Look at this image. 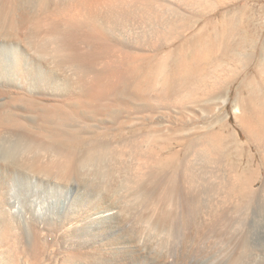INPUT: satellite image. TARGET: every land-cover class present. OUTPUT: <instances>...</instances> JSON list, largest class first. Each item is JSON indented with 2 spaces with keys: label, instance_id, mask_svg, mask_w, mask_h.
<instances>
[{
  "label": "bare ground",
  "instance_id": "6f19581e",
  "mask_svg": "<svg viewBox=\"0 0 264 264\" xmlns=\"http://www.w3.org/2000/svg\"><path fill=\"white\" fill-rule=\"evenodd\" d=\"M234 1L0 0V264H264V46L246 2L208 17Z\"/></svg>",
  "mask_w": 264,
  "mask_h": 264
},
{
  "label": "rangeland",
  "instance_id": "374dc122",
  "mask_svg": "<svg viewBox=\"0 0 264 264\" xmlns=\"http://www.w3.org/2000/svg\"><path fill=\"white\" fill-rule=\"evenodd\" d=\"M239 1L246 2L250 6V8H251L250 9V12L252 13L253 18H254V22H255V23L254 22L253 23L257 27H259L258 32L256 33V36L257 37H256V42H255V48L253 49V53H252L253 54V60L251 61V64L254 65V63L257 64L256 61L261 58V55L259 53L260 46H264V0H238V1L235 0L234 3L233 2H229V3H227V4L223 5V6H219L216 9V12H213L211 15H208V17H210V18H217L218 15L222 11H224L226 9H230V8L235 7ZM137 18L138 17H135V18L134 17H132V18L130 17L126 21H123L121 23H118V24H120L119 26H121V24L123 26V27L121 26V28L118 26V28H120L119 30L121 31V29H123L124 27H125L124 30H127V26H128V29L129 30L134 29V31H138V32H142L143 31V32H145L148 29L147 28V25L138 22V20H136ZM200 21L201 22L199 24H201L202 22H204V19L203 20L200 19ZM126 22L128 24H126ZM136 23H138V24H136ZM26 24L24 25L23 31L26 34H28V32L30 30H32V26H30V24L28 22ZM141 24H143V25H141ZM140 29H142V30H140ZM187 32H189V31H186V33ZM135 34H137V33H135ZM177 44H178L177 42H173L171 46L164 47L160 51V53L163 52V51L168 50L169 48H172L174 46H177ZM97 69H100V67H98ZM250 75L259 83V77H258V75L256 74V72L254 70H251L250 71ZM237 84L238 83L235 82L232 85H230V88H228L229 98L230 99H229L228 103L225 106H223L219 112L220 113H223L225 115V117H227L229 119L228 122L231 125V126L229 125L230 126V129L231 130H233V128L236 129L239 132L241 139L244 140V139H246L245 138V134L243 133V131L241 130V128L237 125V120H236V118L234 116V111L237 110V107L235 105V98H236V95H237ZM244 94H245L244 92H241V95H244ZM195 123L202 124L203 122L201 123L199 121V123H198V121H196ZM195 123L193 124V126L197 127V124H195ZM100 130H101L100 128H97V131L96 132H99ZM96 132H95L94 135H97ZM82 135L83 136H90V133L89 132L88 133H82ZM254 154L255 155H254L253 163L256 166L257 163H258V161H259V156H258V153L256 152L255 149H254ZM262 208H264V206ZM171 235L173 236V233L170 234V237L168 236V238H167L168 244H171L174 241V236L172 237ZM51 250H53V248L50 249L49 252H52Z\"/></svg>",
  "mask_w": 264,
  "mask_h": 264
}]
</instances>
